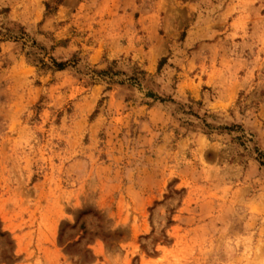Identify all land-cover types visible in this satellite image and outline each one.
Returning <instances> with one entry per match:
<instances>
[{
    "label": "rangeland",
    "instance_id": "374dc122",
    "mask_svg": "<svg viewBox=\"0 0 264 264\" xmlns=\"http://www.w3.org/2000/svg\"><path fill=\"white\" fill-rule=\"evenodd\" d=\"M0 264H264V0H0Z\"/></svg>",
    "mask_w": 264,
    "mask_h": 264
},
{
    "label": "trees",
    "instance_id": "16d2710c",
    "mask_svg": "<svg viewBox=\"0 0 264 264\" xmlns=\"http://www.w3.org/2000/svg\"><path fill=\"white\" fill-rule=\"evenodd\" d=\"M22 33L24 34L23 31H22ZM55 66H57L59 69H64V66H66V65H64L63 63H56Z\"/></svg>",
    "mask_w": 264,
    "mask_h": 264
}]
</instances>
